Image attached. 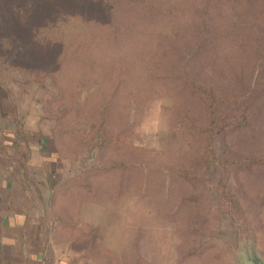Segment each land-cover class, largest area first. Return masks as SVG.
I'll use <instances>...</instances> for the list:
<instances>
[{
  "label": "rangeland",
  "instance_id": "rangeland-1",
  "mask_svg": "<svg viewBox=\"0 0 264 264\" xmlns=\"http://www.w3.org/2000/svg\"><path fill=\"white\" fill-rule=\"evenodd\" d=\"M2 4L12 29L0 36V183L18 165L15 195L62 221L50 242L38 232L47 254L72 264L264 258V0ZM12 35L33 44L35 61L15 55ZM196 84L216 91L219 121L252 90L250 126L211 142ZM16 114L27 138L14 153ZM247 157L258 159L251 169Z\"/></svg>",
  "mask_w": 264,
  "mask_h": 264
},
{
  "label": "trees",
  "instance_id": "trees-1",
  "mask_svg": "<svg viewBox=\"0 0 264 264\" xmlns=\"http://www.w3.org/2000/svg\"><path fill=\"white\" fill-rule=\"evenodd\" d=\"M3 0H0V12L4 10V6L2 4ZM77 2H86V1H105V0H76ZM146 4L148 1L145 2ZM12 29V22L7 21V23H4L0 19V36L2 37L5 33L1 34V31H7ZM9 42V46L11 48L17 49L15 51L16 54H24V57L27 58L29 61H35L32 57L33 53V44L32 43H25L23 38L19 37L18 35H12L10 38H6ZM196 90L200 94L201 98L208 104L209 108V126L207 128V131L210 132V140L213 142L217 136H220V138H225L227 136V133L236 130L237 128H242L245 126H250L251 122L249 120V108L251 103H253L254 100V93L252 90L248 91L245 94H234L231 97V102L233 103V109L230 113L226 114L224 118H222L220 121L218 120V105H217V93L214 90L213 87L203 84H196L195 85ZM16 107V106H14ZM15 126H16V132L13 134V136L8 139L9 142H11V146L14 149V153H17L18 148L20 147L22 141H25L27 138V134L23 129L22 123L19 121V115L16 114L15 117ZM5 143L0 140V148L2 149V152L6 153L5 151ZM231 149L225 148V152L229 154ZM210 154L213 155V159H217V156L214 154V150L210 147ZM256 158L254 157H247L245 162H249V169L252 164L256 162ZM244 162L241 164L243 165ZM11 175L14 176L13 178H17L19 168L18 165L10 166L9 167ZM11 176V177H12ZM29 185H34L33 180L29 181ZM26 185V184H25ZM23 186L22 189L28 188L29 186ZM55 186H53V193H55ZM25 190V189H24ZM57 222L56 228L60 223L62 224V221H59V217L56 216V214L52 211V208L50 205H46L43 215L39 218V230L41 233V236L45 242H50L51 238L53 236L52 231L54 230L55 226L54 223ZM52 235V236H51Z\"/></svg>",
  "mask_w": 264,
  "mask_h": 264
},
{
  "label": "crops",
  "instance_id": "crops-1",
  "mask_svg": "<svg viewBox=\"0 0 264 264\" xmlns=\"http://www.w3.org/2000/svg\"><path fill=\"white\" fill-rule=\"evenodd\" d=\"M4 180L0 183V264H72V256L49 255L41 248L39 218L44 209L26 208L24 193L16 189L12 177L7 174Z\"/></svg>",
  "mask_w": 264,
  "mask_h": 264
},
{
  "label": "water",
  "instance_id": "water-1",
  "mask_svg": "<svg viewBox=\"0 0 264 264\" xmlns=\"http://www.w3.org/2000/svg\"><path fill=\"white\" fill-rule=\"evenodd\" d=\"M247 260L250 264H264V258L255 252L247 253Z\"/></svg>",
  "mask_w": 264,
  "mask_h": 264
}]
</instances>
